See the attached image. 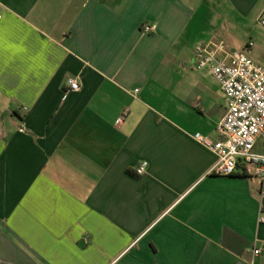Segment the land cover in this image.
I'll use <instances>...</instances> for the list:
<instances>
[{
	"label": "crops",
	"instance_id": "crops-1",
	"mask_svg": "<svg viewBox=\"0 0 264 264\" xmlns=\"http://www.w3.org/2000/svg\"><path fill=\"white\" fill-rule=\"evenodd\" d=\"M263 11L0 0V264H264V180L212 175L193 139L226 113L193 69L213 16L242 29Z\"/></svg>",
	"mask_w": 264,
	"mask_h": 264
},
{
	"label": "built area",
	"instance_id": "built-area-1",
	"mask_svg": "<svg viewBox=\"0 0 264 264\" xmlns=\"http://www.w3.org/2000/svg\"><path fill=\"white\" fill-rule=\"evenodd\" d=\"M258 23L264 28V11ZM155 29L143 25L141 31L151 34ZM253 48L254 43L249 42L241 52H233L222 43L209 42L194 53L193 69H209L226 102V113L217 126V138L199 133L193 136L215 156L216 163L210 171L214 176L240 174L264 180V63L251 59ZM68 87V92H79L78 79L70 78ZM147 167V163H142L136 168V175L143 176ZM259 254L260 250L253 251L255 256Z\"/></svg>",
	"mask_w": 264,
	"mask_h": 264
},
{
	"label": "rangeland",
	"instance_id": "rangeland-1",
	"mask_svg": "<svg viewBox=\"0 0 264 264\" xmlns=\"http://www.w3.org/2000/svg\"><path fill=\"white\" fill-rule=\"evenodd\" d=\"M260 13L248 28H240L234 23H223L219 16H213L211 34L213 42L222 43L233 52H241L249 42L254 43L251 59L259 64L264 63V28L258 23Z\"/></svg>",
	"mask_w": 264,
	"mask_h": 264
}]
</instances>
